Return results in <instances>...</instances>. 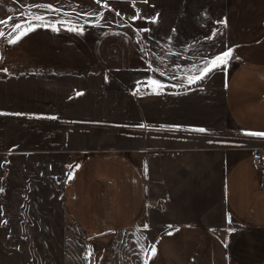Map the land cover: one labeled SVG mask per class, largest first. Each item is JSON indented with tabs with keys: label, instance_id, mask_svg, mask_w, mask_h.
<instances>
[{
	"label": "crops",
	"instance_id": "crops-1",
	"mask_svg": "<svg viewBox=\"0 0 264 264\" xmlns=\"http://www.w3.org/2000/svg\"><path fill=\"white\" fill-rule=\"evenodd\" d=\"M60 10L37 4L36 13L27 10L0 30V151L11 152L4 162L0 159V167L35 169V178L29 179L35 183V196L27 181V189L18 193L25 207L44 210L49 153L63 168L61 178L51 173L58 200L70 220L90 236L93 264L99 254L121 264H264V136L248 135L258 146L228 152L221 192L229 225L178 223L151 238L141 228L134 230L144 205L158 202L156 195L146 193V182L155 181L156 175L148 168L145 177L138 149L119 145L115 138L80 133L73 125L78 106L92 107L94 98L123 108L128 93H140L129 90L135 82H122L129 77L123 72L136 70L133 34L122 26L88 33L77 21L61 18ZM17 20L30 24L14 31ZM29 27L33 30L26 31ZM22 31L26 34L16 43L8 42ZM222 36L231 55L218 94L209 83L205 91L201 79L206 74H192L205 65L179 54L180 60L152 69L148 82H136L137 88L149 90L139 103L143 127L137 131L183 134L186 146L212 134L199 129L264 133V0H224ZM81 117L92 119L93 114ZM70 151L79 157L63 154ZM257 153L259 166L253 163ZM32 199L36 202L29 203Z\"/></svg>",
	"mask_w": 264,
	"mask_h": 264
},
{
	"label": "rangeland",
	"instance_id": "rangeland-1",
	"mask_svg": "<svg viewBox=\"0 0 264 264\" xmlns=\"http://www.w3.org/2000/svg\"><path fill=\"white\" fill-rule=\"evenodd\" d=\"M37 4H45V8L46 4L60 7L61 18L77 21L88 33L112 26L131 30L138 54L136 70L123 72L129 77L122 82H135L134 87L129 85L132 91L137 89L136 82H148L154 74L151 70L160 69L158 66L164 61L172 62L185 56L191 63L200 61L205 67H211L208 62L228 52L222 36L224 0H145L140 4L109 0H0V30L27 10L36 13ZM15 24L18 20L12 28ZM229 61L230 56L225 64L212 68L201 79L205 91L209 83L215 89L213 93L218 94L217 86L222 84L220 80L227 72ZM192 74L201 76V71ZM148 91L135 96L128 93L129 99L126 98L123 108H118L117 102L94 98L92 107L78 106L77 120L73 124L80 133H92L94 138H115L119 145L138 149L143 154L139 162L144 166L145 177L148 179V168L153 177L156 175L155 181L146 182V193L156 195L158 202L144 205L134 230L141 228L140 231L151 238L178 223L209 227L229 225L221 192V173L229 159L228 152L258 146L259 142L240 130L224 128L205 129L212 134L204 135L205 139L200 135L198 141L190 142L189 146L184 145L186 136L183 134L167 130L137 131L139 126L143 127L138 118L139 103L147 98ZM89 112L93 114L92 119L81 117ZM121 138L125 142L122 143ZM46 154V166L49 163L50 168L45 175L43 211L36 206L25 207L26 201L18 195L27 189V181L35 196V183L29 180L35 178V169L0 167V264H93L90 236L64 213L52 182V170L61 178L63 168H58L49 153ZM63 154L72 160L80 155L73 151ZM5 156H11V152L0 151L2 162ZM33 202L36 201L29 200ZM37 210L39 218L35 215ZM101 261V264H121L111 255L102 258L99 254L96 262Z\"/></svg>",
	"mask_w": 264,
	"mask_h": 264
},
{
	"label": "snow or ice",
	"instance_id": "snow-or-ice-1",
	"mask_svg": "<svg viewBox=\"0 0 264 264\" xmlns=\"http://www.w3.org/2000/svg\"><path fill=\"white\" fill-rule=\"evenodd\" d=\"M105 6H107V5H105ZM46 7L51 8V5H48V6H46ZM34 19H36V20H41V19H43V18L40 17V16H36V17H34ZM21 27H22V26L19 25V24L15 25V27H14V31L20 29ZM31 30H33L31 27H29L28 29H26V31H31ZM26 31H22V32H20L19 35H17L14 39H9L8 42H9V43H16V41L20 38V36L26 34ZM3 35H4V33H3L2 31H0V36H3ZM230 55H231V51H228V52L223 53L222 56H217V57H215L213 60H211L210 62H208V63L211 65V67H208V66L206 65V67H205V68L202 70V72H201V77H197V78H202L203 75L206 74L207 72L211 71L212 68H216V67H219L220 65L225 64V63L227 62V58H228ZM5 71H6V70H5ZM189 82L191 83V82H193V81L190 80ZM153 83H158V82L153 81ZM198 131L204 132L205 130H204V129H199ZM246 134H247V135H253V136H264V133H246ZM69 167H71V166H69ZM77 167H78V165H77ZM69 178H71V177H69ZM0 191H2V189H0ZM144 227L147 228L148 225H144ZM168 227H171V226L169 225ZM167 234H168V235H171L170 232L167 233ZM151 251H152V254L154 255V254H155V247H154V246L152 247Z\"/></svg>",
	"mask_w": 264,
	"mask_h": 264
},
{
	"label": "built area",
	"instance_id": "built-area-1",
	"mask_svg": "<svg viewBox=\"0 0 264 264\" xmlns=\"http://www.w3.org/2000/svg\"><path fill=\"white\" fill-rule=\"evenodd\" d=\"M144 91H146L145 88H143V87H138L137 90H136V93H138V92H144ZM253 163H254L256 166H259V165H260V163H261V156H260V154L257 153V154L253 157Z\"/></svg>",
	"mask_w": 264,
	"mask_h": 264
}]
</instances>
